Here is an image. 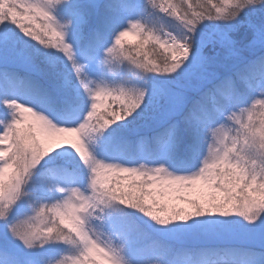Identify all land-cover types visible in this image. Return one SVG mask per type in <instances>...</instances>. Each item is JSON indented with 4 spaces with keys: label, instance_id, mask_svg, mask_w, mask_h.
Returning a JSON list of instances; mask_svg holds the SVG:
<instances>
[{
    "label": "snow or ice",
    "instance_id": "snow-or-ice-1",
    "mask_svg": "<svg viewBox=\"0 0 264 264\" xmlns=\"http://www.w3.org/2000/svg\"><path fill=\"white\" fill-rule=\"evenodd\" d=\"M0 264H264V0H0Z\"/></svg>",
    "mask_w": 264,
    "mask_h": 264
}]
</instances>
